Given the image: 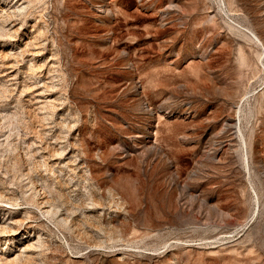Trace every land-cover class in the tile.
<instances>
[{"label": "rangeland", "instance_id": "obj_1", "mask_svg": "<svg viewBox=\"0 0 264 264\" xmlns=\"http://www.w3.org/2000/svg\"><path fill=\"white\" fill-rule=\"evenodd\" d=\"M230 1L0 0V264H264V0Z\"/></svg>", "mask_w": 264, "mask_h": 264}, {"label": "bare ground", "instance_id": "obj_2", "mask_svg": "<svg viewBox=\"0 0 264 264\" xmlns=\"http://www.w3.org/2000/svg\"><path fill=\"white\" fill-rule=\"evenodd\" d=\"M222 1H223L224 5L226 6V8L227 7L231 8V9H227L228 11H231L233 9L232 6H231V1L230 0H222ZM231 26H233L236 30H238L240 32V34L245 38V40L248 42L249 45L256 46V48H257L255 50L256 61L254 63H250L249 64V66L251 67V72H252V76L250 77V80L252 79L253 80L252 82L255 83L259 78L262 77V74L264 73V38L261 35H259L254 29L249 28V26L245 27V26H242V25H239V24L238 25L234 24V25H231ZM249 60H251V59H249ZM200 84L201 83L192 84L193 87L192 86H190V87L195 88L196 86H200ZM262 90L264 92V87L262 88ZM239 109H240V112H241L242 111V107H240ZM238 130H239L240 136L242 138L241 149L243 151L246 150V156H247L248 143H247L246 135H245V133H244L242 127H241V123L238 126ZM247 164H248V158H247ZM257 202L259 204L258 198H257Z\"/></svg>", "mask_w": 264, "mask_h": 264}]
</instances>
